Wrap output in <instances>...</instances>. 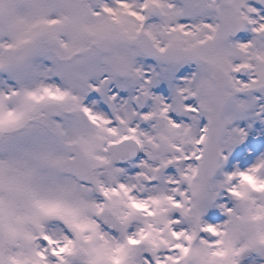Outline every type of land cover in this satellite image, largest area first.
<instances>
[{"label":"snow or ice","instance_id":"snow-or-ice-1","mask_svg":"<svg viewBox=\"0 0 264 264\" xmlns=\"http://www.w3.org/2000/svg\"><path fill=\"white\" fill-rule=\"evenodd\" d=\"M0 264H264V0H0Z\"/></svg>","mask_w":264,"mask_h":264}]
</instances>
